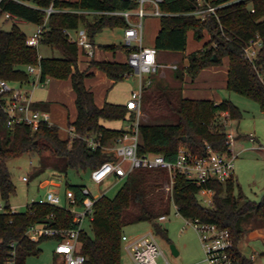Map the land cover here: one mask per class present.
Wrapping results in <instances>:
<instances>
[{"label":"trees","instance_id":"obj_1","mask_svg":"<svg viewBox=\"0 0 264 264\" xmlns=\"http://www.w3.org/2000/svg\"><path fill=\"white\" fill-rule=\"evenodd\" d=\"M214 3L229 2L220 10V18L209 17L203 21L189 14L195 9V0H164L162 10L169 14L161 16V28L155 40L159 50L183 51L187 48L188 34L193 32L197 40L206 34L209 40L204 47L188 55L187 65L173 69V80L169 83L156 75H150L151 84L143 95V109L156 111V119L177 116L175 123L140 122L139 153H159L174 159L179 145L184 141L195 153L204 154L206 144L224 152L227 145V120L240 119L243 112L229 98L216 103L207 99H190L183 96L186 75L195 78L207 66L221 64L229 59L227 89L257 101L264 112V0H212ZM47 6L50 0H37ZM59 7L85 10H117L137 6L128 0H58ZM5 9L17 13L21 18L36 24L44 21L45 12L16 2L5 4ZM83 25L92 41L106 27L125 28L128 24L121 15L102 14L90 16L83 12H55L48 21L41 43L55 48L60 56L39 57L37 47L28 45L27 36L17 26L10 30L0 27V79L30 81L32 74L28 65L41 67V79L48 77L72 81L76 94L77 117L71 124L81 136L97 135L103 146L112 147L116 139L129 129H114L102 124L103 120L133 122L135 112L127 104L106 101L103 106L95 102L93 91L86 86L87 71L78 68L79 48L69 39L68 30ZM257 35L262 37V46L257 57L251 61L245 56L244 47ZM107 50L122 48L130 53L125 44H106ZM216 56L217 58H214ZM91 66L104 71L113 81L123 80L133 68L128 62L98 61L92 59ZM149 89H152L148 92ZM41 106V103H37ZM226 113V115H223ZM25 153L40 157L37 175L54 174L70 170L89 171L103 162L115 160L112 150L91 148L82 137L63 138L56 124L43 123L36 130L28 125L9 128L6 116L0 114V194L6 208L16 192L7 160ZM169 173L165 169H136L125 179L114 197L100 196L94 206V218L90 222L92 234L86 228L80 236L84 264H122V242L124 225L135 221H149L155 232L170 241L168 231L159 217L168 214L172 202L185 218L203 223L216 224L231 230L235 252L246 264L254 262L241 254L238 244L247 228L244 221L264 223V196L260 201L249 199L237 183L235 176L227 181L213 180L206 187L213 189V202L205 205L200 199L203 186L176 174L171 189ZM83 184H67L73 189L78 204L83 205ZM73 213L62 207L35 203L31 210L0 212V264H6L15 250L18 264H26L28 257L39 255L40 243L47 239H32L26 234L32 224L69 227ZM171 242V241H170Z\"/></svg>","mask_w":264,"mask_h":264},{"label":"built area","instance_id":"obj_2","mask_svg":"<svg viewBox=\"0 0 264 264\" xmlns=\"http://www.w3.org/2000/svg\"><path fill=\"white\" fill-rule=\"evenodd\" d=\"M57 1L50 0L49 5L42 6L37 0H0V24L7 21L15 22L21 19L17 13L5 9V4L10 2H16L45 12L43 23L37 24V31L27 38L28 45L38 47L41 44L44 32L48 28L49 18L55 12L75 11L87 13L90 16L102 14L121 15L128 24L124 28V43L130 49L128 63L133 68L131 74L138 75L139 77V86L131 93L127 102L128 108L135 112V120L127 126L129 130L119 136L112 147L103 146L97 135L81 136L76 132L74 125L69 127L68 138L82 137L88 141L91 148L97 149L98 147H103L104 149L112 150L115 154V160L105 161L98 167L90 170L91 180L97 184H101L107 178L112 177L118 182L125 180L136 169H165L169 173L171 181L170 187H167L168 190L172 188L176 174H183L188 179L203 186L199 195L201 197L208 196L207 200L211 205L213 202V189L206 187V185L213 180L224 182L234 176L236 155L232 148L235 143L233 133H228L227 135L226 143L228 150L224 152L217 151L210 144H206L204 154L200 155L193 152L182 141L174 159H168L159 153H139L141 141L140 122L143 118V94L151 84L150 75L156 74L161 68L167 66L159 63L157 58L158 49L155 46H145L143 44V19L146 14L150 13L145 9V3L151 2L154 5V10L151 13L161 17L169 14L162 10L161 5L164 0H128L136 2L137 6L117 10H85L72 7H59ZM228 3H214L212 0H195V9L189 12V14L195 15L203 21L211 16L219 19L220 10L228 5ZM68 35L69 39L75 42L79 50L83 51L85 55L90 58L95 56L97 47L86 29L77 38L72 35V30H68ZM261 46L262 37L257 35L244 47L246 58L253 61L257 57ZM169 67H176V65H170ZM27 71L35 76L33 80L9 81L7 79H0V114L6 116V125L9 128H14L18 125H28L36 130L43 123L53 124L48 111L37 109L33 106L32 90L28 87L32 86L34 88L44 85L45 81L41 79V67L37 68L35 65H28ZM145 74L146 76H144ZM261 79L264 81V73L261 74ZM24 180L28 181L29 178L25 176ZM49 185H47V190L43 197L39 200L33 199L27 204L25 210H31L35 203L59 206L73 213L72 225L69 227H59L45 223L32 224L27 228L26 234L32 239L44 237L55 240V264H84L86 257L81 252L80 236L86 228V223L93 220L94 206L100 196L94 195L90 188L85 185L82 189L85 199L83 205L80 206L74 190L66 189L65 201L71 206L67 207L63 205L59 192L51 187V185L56 184L49 183ZM172 204H174L177 214L181 215L174 201ZM19 211L21 210H17L12 206L6 208L4 203H0V212L13 213ZM167 218L168 216L165 214L160 216L158 220L164 221ZM183 218L187 224L192 225L198 232L206 254V260L210 264H246L235 252V242L230 229L221 228L216 224L203 223L199 220ZM123 242H125V250L131 264H171L157 240L154 229L140 236L123 235ZM15 253L14 250L6 264H18ZM254 257L252 255L250 258L253 262Z\"/></svg>","mask_w":264,"mask_h":264},{"label":"rangeland","instance_id":"obj_3","mask_svg":"<svg viewBox=\"0 0 264 264\" xmlns=\"http://www.w3.org/2000/svg\"><path fill=\"white\" fill-rule=\"evenodd\" d=\"M145 9L150 13L146 14L143 19V44L145 46H154L161 26L160 16L151 13V11L154 10V5L151 2L145 3ZM14 24H16L27 37H31L38 29V25L36 23L23 18L15 22L7 21L5 23H1L0 26L4 30H10ZM83 30L84 26L81 25L79 29L75 31L72 30V35L77 38ZM123 34L124 32L122 28H104L95 35V45L97 47V51H113L107 50L104 48V45L111 43H124V40L122 39ZM208 40V34H206L203 39L197 40L193 33H189L187 48L183 51L201 49ZM37 49L39 57H58L61 55L57 49H52L50 46L42 43L37 47ZM117 51L123 50L122 48H119ZM159 51H161L160 55L165 56L167 60H172L174 58L173 55L166 53V51L170 50ZM80 54L83 55L84 53L80 51ZM35 66L39 68L40 65L37 64ZM163 70L166 71V77L162 78L169 83L175 82L173 80L174 70L170 68H161L160 72L156 75V79L161 78L160 73ZM144 76H146V74ZM126 80L127 82L135 85L136 81L139 80V77L138 75H134ZM151 90L152 89H149L148 92ZM41 91V89H36L34 95H39ZM226 98H229L233 103L239 106L243 112V116L240 119L227 120V132L233 133L235 138V143L232 146L233 152L236 155L234 161V176L237 183L249 199L260 201L264 196V112L261 110L257 101L240 93L229 90ZM74 105L76 108V104ZM59 106L62 114L60 118H56L54 115H51V122L56 123L61 130V135L67 138L69 137V127L72 125L71 123L74 119V113L70 110L72 107L69 108L61 102L59 103ZM155 115L159 116V114H156V111H153L152 109H144L142 120L150 122L167 121L170 123H175L177 121V116H173L171 119L163 120L161 117L156 119ZM121 121L122 120H116L115 123L122 124L123 121ZM39 162L40 157L38 155L34 156L28 153L18 157H11L7 160L12 180L16 186V192L10 200V204L17 210H25L28 203H30L33 199L39 200L43 197L47 190V188L40 189L38 187L37 174L40 168ZM25 176L29 178L28 181L24 180ZM53 176L54 181L59 184V186L56 184V186H52V188L59 192L62 197L63 205L67 207H71L65 201L64 197L67 184H83L90 188L92 193L96 196L105 194L109 197H114L125 182V180L117 182L116 179L109 177L103 183L97 184L91 180L89 171H76L73 169H70L67 174L62 173ZM170 184L171 181L170 183L165 182L166 188L170 187ZM207 198L209 197L200 196L203 204L210 205ZM0 203H4L1 194ZM167 216L168 218L161 221V224L168 231V236L171 242L164 239L157 232L156 236L166 258L170 261V263L210 264L206 260V254L198 232L192 225L187 224L181 215L177 214L174 204L171 205ZM244 227L247 228V231L239 242L241 252L250 258L254 255L255 264H264V223L256 224L254 221H244ZM152 229V224L149 221H135L125 224L123 233L124 235L133 237L143 235ZM86 230L88 233L92 234L90 222L86 223ZM171 244H174L178 249V255L173 254L170 247ZM39 247L41 249L40 254L28 257L26 264H55V240L47 238L40 243ZM121 252L122 264H131L125 250V242H122Z\"/></svg>","mask_w":264,"mask_h":264},{"label":"crops","instance_id":"obj_4","mask_svg":"<svg viewBox=\"0 0 264 264\" xmlns=\"http://www.w3.org/2000/svg\"><path fill=\"white\" fill-rule=\"evenodd\" d=\"M115 28H121V27H115ZM85 29L86 28L84 27V30ZM122 29L124 32V28ZM75 30L77 29H73V31ZM122 39L124 40V34ZM94 43H95V37H94ZM111 44H118V43H111ZM119 44H124V43H119ZM80 51L81 50H79L78 68L81 71H87L89 73V75L85 78V83L86 86L93 91L96 104L98 106H103L106 101H109L113 103L126 105L131 96V93L138 88L139 80L136 81L135 85L130 82H127L126 79L134 76L130 74L127 75L123 80L113 81L111 78L108 77V75L104 71L100 70L97 67L91 66L90 63L92 59L98 61L128 62L129 53L125 50L123 51L100 50V51H96L95 56L93 58H90L87 55H85L83 51L82 52L84 54L81 55ZM160 52L161 51H158V55H157L159 63L163 65H167L165 68L176 69L178 65L188 64V55L193 51H166L167 54H171L174 56L172 60H167L165 56L160 55L161 54ZM170 65H176V67H169ZM228 70H229V59L225 57L223 58L221 64H213L204 67L195 78L186 75L183 82V89H182L183 96L190 99L212 100L216 103L223 101L228 96V91H229L227 89ZM160 77L161 78L166 77L165 70L161 71ZM34 78L35 76L32 75L31 80H33ZM29 89L32 90V100H33V106L35 108L48 111L50 115H54L56 118H60L62 113L60 111L61 109L59 103L61 102L67 105V107L69 108L72 107L70 109L74 113L73 114L74 119L72 121L73 122L75 121L77 117V106L75 108L74 105L76 104V94L73 90L72 81L70 78L58 79L54 77H48L45 80L43 86H38L34 88H31L30 86ZM36 89H41L42 91L39 95L35 96L34 94ZM37 103H41V106H37L36 105ZM143 113H144V109H143ZM115 121L103 120L102 124L109 128L120 129L123 127H127L131 123L129 121H123V122L121 121L122 124L121 123L116 124ZM60 135H61V130H60ZM61 137L65 138L62 135ZM45 173L38 175L37 177L38 187L40 189L46 188L47 185H49V183L57 184L53 178L54 177L53 175H57V174H54L52 172H45ZM52 186H56V185H51V187ZM57 186H59V184H57ZM238 249L241 252L239 248V244H238ZM241 254L247 257L242 252Z\"/></svg>","mask_w":264,"mask_h":264},{"label":"water","instance_id":"obj_5","mask_svg":"<svg viewBox=\"0 0 264 264\" xmlns=\"http://www.w3.org/2000/svg\"><path fill=\"white\" fill-rule=\"evenodd\" d=\"M214 58H217L216 56H214ZM171 250L173 252L174 255H178L179 254V251L178 249L176 248V246L174 244H171Z\"/></svg>","mask_w":264,"mask_h":264}]
</instances>
